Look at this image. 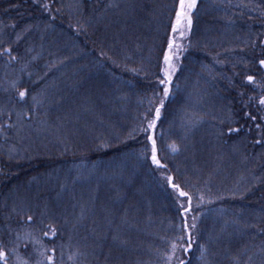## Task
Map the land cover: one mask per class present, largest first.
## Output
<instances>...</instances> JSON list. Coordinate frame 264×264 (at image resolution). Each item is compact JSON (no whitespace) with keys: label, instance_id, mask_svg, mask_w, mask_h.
Returning <instances> with one entry per match:
<instances>
[{"label":"trees","instance_id":"obj_1","mask_svg":"<svg viewBox=\"0 0 264 264\" xmlns=\"http://www.w3.org/2000/svg\"><path fill=\"white\" fill-rule=\"evenodd\" d=\"M178 3L0 0L7 264H264V0H197L155 129L160 168L139 129L163 98ZM168 176L191 197L183 217Z\"/></svg>","mask_w":264,"mask_h":264},{"label":"snow or ice","instance_id":"obj_2","mask_svg":"<svg viewBox=\"0 0 264 264\" xmlns=\"http://www.w3.org/2000/svg\"><path fill=\"white\" fill-rule=\"evenodd\" d=\"M197 6V0H179L178 7L175 12V21L171 25V29L173 33L180 32L181 37L184 36L185 30H190L192 27V11ZM47 7V5H45ZM178 48L179 45H176L174 43L173 38H169L168 40V51L164 53L163 56V64L164 67L162 68L163 78L159 80V84L163 86V98L160 100L159 107L155 108L154 116L149 119L147 116L144 117L146 121V126H143L139 129L141 133L145 135V138L147 140V144L145 145V151H148L150 149V158L151 162L156 165L157 167L163 168L165 165L161 164L160 160L157 156V142L155 139V129L157 126V121L161 118V109L164 107V101L168 98L169 92H170V86L172 83V76L175 72V67L172 64L173 56L171 55L173 48ZM7 53L10 54V50H5ZM12 59H15L14 57ZM259 64L262 68H264V59H261L259 61ZM248 83L253 82V77L248 76L247 77ZM16 85L14 84L13 87ZM30 93L27 90L18 91V98L20 101H24ZM31 101L33 102L34 106H39V104L42 103V101L38 100L35 95H31ZM259 104L261 106H264V97H261L259 100ZM252 119H255V117H252ZM11 127V125H8ZM4 126L0 125V131H3ZM232 131H238V129H229V132ZM172 151H177V148L175 145L171 146ZM168 183L172 186V188L178 192V195L180 197H187V207L184 205H180L181 208H183V213H181L182 217L184 213H187L191 210V197L188 195L187 192L180 189V186L178 184L173 183V178L171 176L167 177ZM201 200H203V197H201ZM32 217L29 216L28 220L31 221ZM196 228V218H192L191 225L188 224L187 220L184 219L182 223V229L185 233H188V240H187V247H183V242L185 241V237L183 235L177 237V241L181 242L180 247H182L184 252H188L191 248V233L188 232V229ZM53 236L56 234V229L51 228L49 229ZM45 236L48 235V232L44 233ZM177 243L172 244V251L175 252L177 250ZM202 247V246H201ZM49 264H53L52 257L49 256L48 258ZM0 261H3L4 264H7V254L3 250L2 247H0ZM178 264H185V261L180 259L178 260Z\"/></svg>","mask_w":264,"mask_h":264},{"label":"rangeland","instance_id":"obj_3","mask_svg":"<svg viewBox=\"0 0 264 264\" xmlns=\"http://www.w3.org/2000/svg\"><path fill=\"white\" fill-rule=\"evenodd\" d=\"M189 31L190 30H185V33H184L183 37H181L180 32L175 33L174 43L176 45H179V47L178 48L174 47L173 50H172L171 55L173 56L172 64L174 65L176 70L178 69L180 56L183 53L184 48H185V46L187 44L186 40H187V36H188ZM176 70H175V72H176ZM175 72H174V74H175ZM178 253H179V251L173 252L171 257H169V261L173 263L176 259H178L179 258L178 257Z\"/></svg>","mask_w":264,"mask_h":264},{"label":"water","instance_id":"obj_4","mask_svg":"<svg viewBox=\"0 0 264 264\" xmlns=\"http://www.w3.org/2000/svg\"><path fill=\"white\" fill-rule=\"evenodd\" d=\"M190 249H191V248H190ZM190 249H189V250H190Z\"/></svg>","mask_w":264,"mask_h":264}]
</instances>
